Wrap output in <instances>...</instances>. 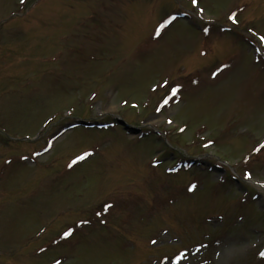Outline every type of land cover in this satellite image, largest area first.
Returning a JSON list of instances; mask_svg holds the SVG:
<instances>
[{"label":"rangeland","instance_id":"1","mask_svg":"<svg viewBox=\"0 0 264 264\" xmlns=\"http://www.w3.org/2000/svg\"><path fill=\"white\" fill-rule=\"evenodd\" d=\"M260 35L264 0H0V264H264Z\"/></svg>","mask_w":264,"mask_h":264},{"label":"snow or ice","instance_id":"2","mask_svg":"<svg viewBox=\"0 0 264 264\" xmlns=\"http://www.w3.org/2000/svg\"><path fill=\"white\" fill-rule=\"evenodd\" d=\"M192 4L193 5H196L197 4V0H192ZM198 11H202V9H198ZM172 19V17H169V20H171ZM228 19L229 20H231L233 23H236V20L234 19V14H229V16H228ZM168 23V20H165L164 21V24H167ZM160 27H163V25H159L158 26V28H157V33L159 32V28ZM205 31H207V29H205ZM249 32H252V29H249ZM255 35V34H254ZM258 40H259V42L261 43V44H264V35H260V36H258ZM223 67H225L224 65H221L220 66V68H217L214 72H212L211 73V75L212 76H216L217 75V73L221 70V68H223ZM175 88L172 90L173 92H175ZM209 143H211V142H209ZM262 144H264V141H262L261 142ZM259 147V146H258ZM257 149L256 148H254L253 149V151H256ZM86 155H88V153L87 152H85V153H83L82 154V156H77L75 159L76 160H80V159H82L83 158V156H86ZM75 161H73V163H74ZM153 163H155V161H153ZM244 176L245 177H249L250 176V173L246 170L245 172H244ZM193 187H194V185H189V191H191L192 189H193ZM110 207V205H108V204H105L104 205V208L105 209H107V208H109ZM97 215H99V214H97ZM71 232H72V229L71 228H69V229H67L66 231H63L62 233H61V235L63 236V237H68L70 234H71ZM153 243H154V241H153ZM259 255L260 256H262V257H264V251H261V252H259ZM178 258V257H177ZM53 264H60V261H53Z\"/></svg>","mask_w":264,"mask_h":264}]
</instances>
